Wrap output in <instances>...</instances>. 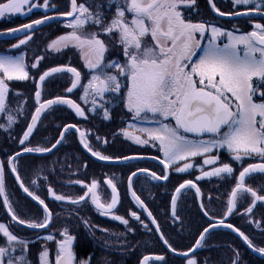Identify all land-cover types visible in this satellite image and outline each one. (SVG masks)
<instances>
[{"label":"flooded vegetation","instance_id":"flooded-vegetation-1","mask_svg":"<svg viewBox=\"0 0 264 264\" xmlns=\"http://www.w3.org/2000/svg\"><path fill=\"white\" fill-rule=\"evenodd\" d=\"M228 1L233 2V0ZM77 2L78 4L82 3L79 0ZM214 2L217 4L216 0ZM226 2L227 0L221 3L223 7ZM203 3V0H198L191 8H183L185 18L192 20L194 16L201 13L199 10ZM255 3L260 5V11L264 12V0H255ZM84 4L89 8L92 4L97 5L93 1L84 2ZM253 7L254 5H247L244 10ZM218 9L222 11L219 7ZM69 10L57 12V7H54L48 8L46 12L42 13L48 16ZM90 10L92 12L97 11L94 8H90ZM205 10L213 15L210 7L209 9L205 7ZM98 11L102 13L106 25L111 21L116 9L115 7L106 8L102 6L99 7ZM128 18H131L130 14H128ZM252 20L249 22L250 26L254 25ZM258 21L264 25V18L260 17ZM64 22H67L68 25L72 20ZM92 25L95 29L102 30L100 25H95L91 21L86 24L88 27ZM42 29L38 32L42 33ZM27 36H21L16 40L26 39ZM101 38L103 40V36ZM148 39L150 42V37ZM14 41L4 40L0 42ZM112 43H109L108 46L114 45ZM2 46L6 47L5 45ZM117 47V51L108 53L109 49H107L105 52L106 64L113 61L120 64L125 62L126 57L123 54V49L119 48L122 45ZM17 48L12 47L10 49ZM67 61L55 60L54 65L71 66L68 65L69 62ZM40 66L38 67L39 74L42 72ZM71 67H75L81 73V86L74 89L72 93H68L66 89L71 86L70 74L48 78L40 90V102L58 96L65 97L80 105L84 110V116L77 115L74 109L66 105H54L42 114L29 140L21 145L19 140L23 138V133L27 130L28 124L31 123V117L36 107L39 106L35 98V92L38 89L31 90L25 87V81L8 82L9 84L19 83L20 87L9 88L6 99L8 102L6 103L7 112L0 113V158L4 166L5 194L15 215L26 221H42L45 215L43 205L28 196L20 187L21 183L29 191L44 200L52 213L51 223L47 228H29L12 220L11 214L4 206V201L0 196V223L4 224L19 239L29 242L26 256L31 264H39L38 253L43 244L41 241L50 234L55 237V240L63 239L59 233L64 229H68V232L75 237L73 251L77 260L91 258V264H141L145 256L153 257L148 261V264H187V260L190 258H195L197 264H233V260H237V264H264V255L255 250L256 248H264V201H257L253 211L245 214V209L251 205L253 199L250 194L245 193L243 196H238L237 207L233 213L225 216L231 190L238 182L239 172L251 163L250 159L244 158L245 162H236L231 159L226 148L213 149L211 153L204 156L189 157L187 161L174 162L167 169L169 177L167 180L154 179L151 176L152 172L158 176L164 174V165L160 163V160L166 161V157L160 150L159 141L151 140L147 133L139 131L138 127L140 125L158 126L155 119H159V117L153 118L152 114L148 113L146 117L142 114L141 117L134 118V113L129 112L125 106L128 81L124 76L119 77L121 81L119 92L105 93L102 99L96 96L95 105L92 103L93 96L91 94L88 95L87 100L82 99L84 96L83 86L87 85L91 78L90 70L86 66L84 69L77 66ZM106 71H109L110 74L117 73L115 68L106 69ZM50 80L52 82L48 87ZM21 84L24 85L23 88ZM16 100L17 104L13 105ZM105 110L108 112V118H105ZM24 112L25 114H22ZM9 114L15 118L14 123L9 124ZM171 121L169 118L164 122L170 124ZM66 125H76V128L85 133V143L93 151L112 157L111 160L129 156H138L139 158L120 164L100 162L84 149L80 140V132L76 131V128L69 129L64 134L60 145L52 152H44L43 154L23 152L25 146L51 148L60 139V134ZM124 131H131L149 142L147 144L132 142L129 144L130 149L125 150L127 147H123ZM190 135L194 134L190 133ZM17 152L21 154L17 156ZM217 155L218 161L215 165L203 163L204 159ZM12 157H15L16 173L12 172V166L8 163ZM186 162L192 163L193 167L186 172L175 171L176 167H182ZM260 162L262 161L258 160L253 163ZM222 163H229L233 167L234 173L232 175L224 174L222 177H204L197 180L198 176H202L203 171H210L214 167L221 166ZM140 169H147L148 171L147 173L141 172ZM134 172L137 175L134 176L132 186H130L129 177ZM16 175H19V181H17ZM109 179L116 185L119 203L114 210L108 211L105 215H101L100 210L92 203V193H89L85 201L72 204L70 200H55L49 192V188H51L55 194L77 199L87 192L88 189L84 185L90 186L93 181H96L97 188L93 192L99 197L101 203H108L111 200L112 192L111 186L105 181ZM185 180H191L197 185L200 189L199 195L195 188H185L180 193H176L175 189ZM75 181H82L83 185L77 184ZM245 184L257 191L258 195L264 196V173L251 174L245 178ZM132 192H135L140 200L146 204L156 221V225L159 226V232L156 231V225L152 223V220L135 200ZM174 195L177 197L175 217L172 215L171 207V200ZM131 212H136L143 224L134 219L130 215ZM205 212L208 215H205ZM113 215H120L128 219L129 224L126 226L120 221L112 219ZM221 218L225 220L226 224H232L248 236L253 247L250 248L238 233L227 227L217 226L210 229L209 233L205 235L201 247L189 252V249L194 248L195 242L203 230L210 224H218ZM129 227L132 231H128ZM139 227L142 231H139ZM102 229L105 231H101ZM161 233L168 240L171 248L176 250L175 252L161 240ZM55 240L50 241L55 247L53 255H55L56 250ZM0 246H8L2 233H0ZM13 246L16 251L10 252V255L16 257L20 254V246L15 243ZM185 252H189V255H182ZM156 256H164L165 259L163 261L155 260L154 257ZM4 259L7 261L8 257L6 256Z\"/></svg>","mask_w":264,"mask_h":264},{"label":"snow or ice","instance_id":"snow-or-ice-1","mask_svg":"<svg viewBox=\"0 0 264 264\" xmlns=\"http://www.w3.org/2000/svg\"><path fill=\"white\" fill-rule=\"evenodd\" d=\"M115 6V14L108 24H104L102 13L99 11L92 12L85 4L77 3V0H70L71 8L69 11L60 13L64 17H72V22L66 25L72 31L57 38L49 44V48L60 52L63 48L70 45L79 48L85 66L90 70L91 78L87 85L83 86L84 96L82 99L87 100L89 94L93 96L92 103L96 104V96L103 98L105 93H117L121 90L120 76H124L128 83L126 93V107L129 112L134 113V118L146 117L151 113L158 127L141 128L139 131L147 133L153 141H159L160 150L166 157L160 160L164 165L165 172L158 176L155 172L151 176L156 180H167V169L175 161H187L189 157H198L209 154L213 149L226 148L231 155V159L236 162H243L244 158H259L262 162L250 163L247 167L239 172L238 182L231 190L230 198L227 202L225 216L231 215L237 207L238 196L250 194L252 199L251 205L245 209V214L251 213L257 201H264V196L258 195L257 191L246 186L245 178L253 173H264V25H254V30L246 34H235L233 31H225L206 22L193 23L183 15V8H191L196 4V0H112ZM212 9L219 15H249L253 11H260V5L255 0H233L234 5H254L253 8L245 12L223 13L216 8V5L209 0ZM28 7L31 12L35 7L47 9L50 5L49 0H44L42 5L32 2V0H0V18L6 14H26L23 9ZM128 14L131 18H128ZM51 16H44L42 19H36L30 23L23 24L18 28H12L10 33L26 32L29 33L36 27L53 19ZM91 21L95 25H100L104 34L118 36L120 44L123 46V54L126 60L123 64L113 61L105 63V52L107 47L105 42L99 38V33L93 32L88 35H82L81 30L85 24ZM206 33H210V38L206 47L201 45V39ZM197 34L200 39H197ZM150 37V42L149 38ZM220 37H227V43H217ZM32 37L28 35L26 39H21L19 44L12 47L17 48L27 43ZM197 50H202L203 54L198 60L192 61ZM43 59V57L38 58ZM37 63L31 65L37 68ZM117 69L116 74H110L106 69ZM70 74L71 86L66 92L72 93L74 89L81 86V73L75 68L67 65L52 67L39 75V82L43 83L46 79ZM30 74L24 63L23 56L7 57L0 56V113L7 112L6 99L9 91L7 82L27 81ZM40 84H37L35 98L39 104L31 117V123L28 124L27 130L23 133V138L19 140L24 145L29 140L42 111L52 108L54 105H66L76 111L79 116H84V110L80 105L71 99L65 97H55L44 102L41 101ZM258 98V99H257ZM105 118H108V112L105 110ZM171 118L175 121L174 126L164 121ZM15 118L9 114V124L14 123ZM76 128V125H66L64 131L60 134V139L56 141L51 148L45 147H27L23 148L25 153H44L50 152L57 144L61 143L64 133L69 129ZM182 130V131H181ZM80 132L81 143L94 157L100 160L108 161L113 159L110 156L103 155L101 152L93 149L84 141L85 133ZM185 133H192L200 139H189ZM208 135V139L202 137ZM124 135L138 144H147L148 140H143L139 136H131L127 131ZM99 139V137H97ZM21 153L17 152L19 156ZM124 160L132 157H123ZM218 161L217 156H210L203 160L204 164L215 165ZM9 165L11 170L16 173L15 157L10 158ZM192 163H184L182 167H176L177 172H186L192 168ZM141 172H147V169H140ZM233 167L229 163H222L221 166L214 167L210 171H203L204 177H222L224 174L232 175ZM132 173L129 177L131 186ZM17 181L20 180L16 175ZM35 183V181H33ZM82 184V181H75ZM111 186V200L108 203H101L99 197L93 192L97 188V182L93 181L87 187V192L77 199L58 195L49 192L57 201L70 200L72 204H78L85 201L92 193V203L100 210L101 215L107 214L108 211L116 208L118 204V192L116 185L111 179L105 181ZM24 192L33 200L43 205L45 213L42 221H26L19 219L12 209L8 198L5 194V175L4 166L0 164V196H4V206L11 214L13 221L24 224L29 228H47L51 223L52 213L48 209L44 200L29 191L23 183L20 184ZM185 188H195L199 195L200 189L191 180H185L176 189L180 193ZM133 197L141 207L145 208L140 197L132 192ZM177 197L174 195L171 200L172 215L176 216ZM130 215L143 224L140 216L136 212ZM205 215H208L205 212ZM151 217V212H148ZM112 219L128 225V219L120 215H113ZM152 223L156 224L155 219ZM217 226H224L238 235L251 248L253 247L249 237L232 224L225 223L221 218L218 224H210L200 234L195 242L193 252L196 248L202 246L205 235L210 229ZM259 227V224H257ZM147 227V225H145ZM105 231V230H101ZM128 231H132L129 227ZM156 231L159 232V226ZM0 233L7 240V247L0 246V264H31L27 259L26 252L29 242L19 239L14 233L2 223H0ZM63 239L55 240L51 234L46 236L45 241L56 242L54 255V264H91V258L78 261L73 251V237L68 229L59 233ZM161 240L173 252L168 240L161 233ZM20 246V254L12 257L10 252H15L13 246ZM264 255V248L255 249ZM189 252L182 253L188 256ZM8 257L5 261V257ZM50 250L47 244L38 253L39 264H52L49 260ZM153 257L145 256L141 264H147ZM155 260L163 261L164 256H156ZM187 264H197L195 258L187 260ZM237 264V260H233Z\"/></svg>","mask_w":264,"mask_h":264},{"label":"rangeland","instance_id":"rangeland-1","mask_svg":"<svg viewBox=\"0 0 264 264\" xmlns=\"http://www.w3.org/2000/svg\"><path fill=\"white\" fill-rule=\"evenodd\" d=\"M85 1L86 2H90V1L96 2L97 5L92 4L90 6V8L97 9V11L99 10V7H102V6H105L106 8L115 7V6H113L112 0H85ZM203 1H206V4H207V0H203ZM223 1H225V0H216V3H217L216 5L220 9L224 8V9H226L228 11H234V10L242 9V11H243L245 8H247V5H234L233 2L228 1V0H227L226 3H224V7H223L222 4H221ZM32 2L35 3V4H38V5H42L44 0H32ZM117 2H120V0H117ZM197 2H198V0H196V3ZM49 4L50 5L54 4L55 7H57V9H58L57 12L62 11V10L65 11V10H68L70 8V3H69L68 0H49ZM204 4L205 3H203L202 7H200L199 12H201V13H199L196 16H194V18L191 20L193 23L206 22L209 25H214V26H216L218 28H221V29H223L225 31H233L235 34H246V33H249V32L254 30V25H256V24H261L262 25L263 24L261 21H258L259 19L258 20H252V24H254L252 26L249 25L250 20H246V21L242 20V21L238 22L237 24H232L231 22H225L222 19L215 18L210 12H207L205 10L206 5H204ZM48 8H53V7L49 6ZM48 8L45 9L43 7H35V8L32 9L31 12H28V7L25 6L23 11L26 14H6L3 18H0V21H3V20L10 21V20H12V18H15L17 16H21V15L22 16L31 15L32 13H34L36 11V9L42 10V12H46L48 10ZM36 15H38V16H36ZM44 15H45L44 13H37V14L34 13V16H31L30 18L36 20L38 18H41ZM31 21H33V20H31ZM31 21H29V22H31ZM54 24H56V23H54ZM85 26H86V24L83 26L80 34L88 35V34L93 33V32L99 33V36H101V37L103 36V41L105 42V45H106L107 49H109L108 53L110 51H117L118 50L117 46H120L121 44L119 42L118 36L115 33L112 34L114 36L107 35V34L103 35V31L95 29L93 25L89 26V27L88 26L85 27ZM57 28H59V27L52 26V29H46V30L43 29L42 33H39L37 31V32H35V33H33L31 35L32 38L30 40H28L27 43L23 44L22 46L20 45V47H18L17 49H13V50H11L10 48H12L13 45L19 44V41L21 39H25V38H21V39H18L16 41H14V42H9V43L0 42V44L2 43L0 45V56H7V57H13V58L20 57V56H23V55L26 56V57L23 56L24 63L27 66V70L31 74V76H30L31 78L28 81H25V82L23 81V82L25 84V87H28L31 90H33V89L36 90V88H37V83H38L39 75H40L38 67L40 65H41L40 68L42 67L41 74L44 71L48 70L49 68L54 67L55 66L54 65L55 64V60H58L59 62L62 61V60H68L67 61V62H69L68 65L77 66L80 69H84L85 61L82 58V54H81V51L79 50V48L73 47V46L70 45L67 48H63L62 47V50L60 52H56L53 49H50L48 47L49 44L52 43V41L57 40V38H59L60 36H63V35H65L67 33H70L72 31V29L69 28V27H64L63 29H59V30ZM101 37H99V38L102 39ZM209 38H210V33H206L205 37L203 39H201V45L203 47L207 46ZM197 39H200L198 34H197ZM113 41H114V43H112ZM216 42L220 43V44L227 43V37H220V38H218V40ZM109 43H112L114 45H111V47H109L108 46ZM2 45H5L6 47L4 48V46H2ZM8 45H11V46H8ZM119 48L123 49V46L119 47ZM202 54H203L202 50H197L196 51V55H194L192 57V61L195 62L196 60H198L199 56L202 55ZM40 57H43V59H39L38 60V58H40ZM33 63H37V65H38L37 68H32L31 67V65ZM37 70H38V73H36ZM51 82H52V80L49 81V86L48 87H50V83ZM8 85H9V88L20 87L19 83H14V82L11 83V84L8 83ZM23 86L24 85L21 84L22 88H23ZM6 103H8L7 100H6ZM16 104H17V100L14 101L13 105H16ZM24 106H22V107H24ZM22 114H25V112L22 113ZM16 119H18V118H16ZM170 124L174 126L175 121L172 120ZM155 127H158V126L156 125ZM155 127H150V126H147V125H145V126L140 125L138 128L141 129V128H155ZM127 132L131 136H139L140 137V135H135L131 131H127ZM186 135L188 136L189 139H200L201 138V137H197V136H194V135H190V133H186ZM202 138L203 139H208V135H206V136H204ZM123 140H124L123 147H127L125 150L130 149L129 144H131L132 142H135L134 140L126 137L124 135V133H123ZM246 159H251V161H254V162L259 160V158L253 159V158H247V157H246ZM243 161L245 162L246 160H243ZM143 228L145 229L144 226H143ZM41 242L43 243L42 247L40 246L41 250L43 249L44 245L47 244V247L50 250L49 260L52 262V264H54V255H53L54 249H55L54 244H52V242H50V241H45V239H43Z\"/></svg>","mask_w":264,"mask_h":264},{"label":"water","instance_id":"water-1","mask_svg":"<svg viewBox=\"0 0 264 264\" xmlns=\"http://www.w3.org/2000/svg\"><path fill=\"white\" fill-rule=\"evenodd\" d=\"M212 2L215 4V2H214V0H212ZM69 3H70V0H69ZM78 3V2H77ZM208 4H209V7H210V10H211V12L213 13V15L214 16H216L217 18H219V19H222V20H233V19H238V18H244V17H254V18H264V12H262V11H253L251 14H249V15H224V16H221V15H219L217 12H215L213 9H212V7H211V5H210V3H209V0H208ZM216 5V4H215ZM70 8H71V5H70ZM216 8L218 9V7L216 6ZM220 11V10H219ZM246 10H243V11H239V12H241V13H243V12H245ZM220 12H222V11H220ZM223 13H225V12H223ZM48 16H51V17H54L53 19H51V20H48L47 22H45L44 24H42V25H40V26H38V27H36L35 29H33L31 32H29V33H26V32H16V33H10L8 30L9 29H7V30H3V31H0V41H4V40H10V39H12V38H18V37H21V36H25V35H31V34H33V33H35L36 31H38V30H40V29H42V28H45V27H47V26H50V25H52V24H54V23H59V22H64V21H68V20H72L73 18L72 17H64V16H61L60 14H52V15H48ZM43 18V17H42ZM42 18H39V19H42ZM28 23H30V22H28ZM25 24H27V23H25ZM20 26H22V25H20ZM20 26H17V27H13V28H18V27H20ZM10 29H12V28H10ZM44 83V82H43ZM43 83H38V84H40V87H39V90H41L42 89V87H43ZM76 103V102H75ZM77 104V103H76ZM46 111V110H45ZM45 111H42V113H41V115H40V117L42 116V114L45 112ZM40 119V118H39ZM38 119V120H39ZM38 122V121H37ZM37 124V123H36ZM36 126V125H35ZM34 129V128H33ZM65 134V133H64ZM80 140H81V138H80ZM82 144V143H81ZM60 145V143L59 144H57L56 145V147L55 148H53L52 149V151L53 150H55L58 146ZM82 146L84 147V145L82 144ZM84 149L88 152V153H90L91 154V152H89L88 151V149H86L85 147H84ZM52 151H50V152H52ZM34 153V152H33ZM35 154H43V153H35ZM92 155V154H91ZM93 156V155H92ZM94 157V156H93ZM129 157H132V159H128V160H124L123 158H121V159H116V160H108V161H104V160H100V159H98L97 157H94L96 160H98V161H100V162H103V163H108V164H120V163H124V162H127V161H130V160H134V159H137V158H139L138 156L137 157H135V156H129ZM0 164H2V161H1V158H0ZM147 173V172H146ZM133 178H134V176H132V179H131V186H132V180H133ZM2 197V199H3V201H4V196H1ZM136 200V199H135ZM118 201H119V197H118ZM142 201V200H141ZM119 203V202H118ZM143 204H144V206H146V204L143 202ZM118 205V204H117ZM146 208H147V206H146ZM115 209V208H114ZM114 209H112V210H114ZM142 209L145 211V208L144 207H142ZM111 210V211H112ZM148 212H150L149 211V209L147 208V211H145V213H146V215L148 216ZM149 217V216H148ZM151 220L153 219V216H151V217H149ZM156 225V224H155ZM156 227H157V225H156ZM42 229H44V228H42ZM255 251V250H254ZM147 264H148V262H147Z\"/></svg>","mask_w":264,"mask_h":264},{"label":"trees","instance_id":"trees-1","mask_svg":"<svg viewBox=\"0 0 264 264\" xmlns=\"http://www.w3.org/2000/svg\"><path fill=\"white\" fill-rule=\"evenodd\" d=\"M69 1V0H68ZM81 1L83 4L84 2H86L85 0H79ZM206 5V8L209 9V5L206 4V1H203ZM52 4V3H51ZM54 5V4H53ZM70 9V8H69ZM222 11L226 12V13H236V12H239V11H242V9H239V10H234V11H228L226 9H221ZM35 14L37 13H42L41 10L39 9H36V11L34 12ZM34 13H32L31 15H27V16H17L15 18H12V20L8 21V20H3V21H0V30H3V29H9V28H12V27H15V26H18L20 24H24L25 22H28L30 20H34V19H31L30 17L31 16H34ZM38 16V15H36ZM260 20V18H254V17H244V18H238V19H233V20H224L225 22H231L232 24H237L238 22L244 20ZM67 22H59V23H56V24H52L51 26L49 27H46L44 30L46 29H52V26H57L59 28H57L58 30L59 29H63L64 27H67ZM248 29V28H247ZM43 30V29H42ZM19 38V37H18ZM12 41L16 40V38H12L10 39ZM13 50V49H11ZM56 66V65H55ZM258 99V98H257ZM253 160V159H252ZM260 160V159H259ZM258 161V160H257ZM250 162L253 163L254 161H251L250 159ZM139 231H142V229L139 227ZM140 254H141V249H140Z\"/></svg>","mask_w":264,"mask_h":264}]
</instances>
